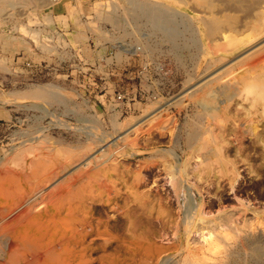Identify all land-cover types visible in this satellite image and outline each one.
<instances>
[{
    "label": "rangeland",
    "instance_id": "obj_1",
    "mask_svg": "<svg viewBox=\"0 0 264 264\" xmlns=\"http://www.w3.org/2000/svg\"><path fill=\"white\" fill-rule=\"evenodd\" d=\"M202 11L196 0H0V159L29 145L63 153L103 146L130 184L153 195L150 241L168 248L155 264H187L195 245L187 230L201 235L215 218L223 249H203L210 264H264V116L250 125L230 109L213 119L220 89L202 92L203 103L185 95L213 68Z\"/></svg>",
    "mask_w": 264,
    "mask_h": 264
},
{
    "label": "bare ground",
    "instance_id": "obj_2",
    "mask_svg": "<svg viewBox=\"0 0 264 264\" xmlns=\"http://www.w3.org/2000/svg\"><path fill=\"white\" fill-rule=\"evenodd\" d=\"M196 3L204 13L201 15L203 35L207 39L204 51L210 55L211 63L208 65L212 64L213 68L190 84L185 95H194L195 101L203 103L204 97L199 98L205 95L202 92L218 88L225 98L220 100L221 104L215 115H210L211 118L221 116L220 111L234 109L241 111L243 120L251 125L264 116V0H196ZM253 86H256L255 89ZM214 94L213 97H216L217 94ZM236 96L241 100L232 103ZM210 99L207 97V100ZM207 100L206 105L210 103ZM242 125L239 121L231 126L237 129ZM133 128L136 129L131 126L121 132L118 138L127 139L128 132ZM205 130L209 132L210 128ZM211 139L208 143L210 149L215 150L218 159L222 160L218 152L220 149L216 146L217 136L212 135ZM104 150L101 146L91 151L63 153L29 145L17 147L11 157L8 155L0 159V264H155L168 257V248L150 241L154 233L150 189L130 184L119 170L120 159ZM200 217L201 214L197 217L199 221ZM167 219L163 223L169 225L171 222ZM215 220L211 230L204 232L207 229L204 227L206 229L201 235L196 232L198 229L193 230L194 226L192 230L185 229L189 231L187 242L195 244L183 258L187 264H210V260L213 261L210 259L212 255L208 258L205 248L208 247V252L213 254L211 251L222 245L212 235L222 226L215 224ZM230 220L226 218L227 222Z\"/></svg>",
    "mask_w": 264,
    "mask_h": 264
}]
</instances>
